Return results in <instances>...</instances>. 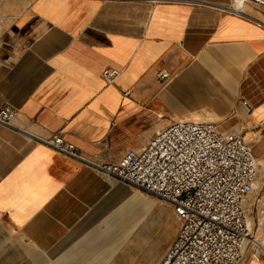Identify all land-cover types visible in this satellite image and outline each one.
Wrapping results in <instances>:
<instances>
[{
    "label": "crops",
    "instance_id": "1",
    "mask_svg": "<svg viewBox=\"0 0 264 264\" xmlns=\"http://www.w3.org/2000/svg\"><path fill=\"white\" fill-rule=\"evenodd\" d=\"M229 1L0 0V106L18 111L15 129L0 127V264L162 258H144L152 238L137 214L108 220L124 234L101 230L107 205L152 202L34 141L52 133L115 163L170 124L214 123L260 167L245 214L264 229V8L236 15ZM244 264H264V253Z\"/></svg>",
    "mask_w": 264,
    "mask_h": 264
},
{
    "label": "built area",
    "instance_id": "2",
    "mask_svg": "<svg viewBox=\"0 0 264 264\" xmlns=\"http://www.w3.org/2000/svg\"><path fill=\"white\" fill-rule=\"evenodd\" d=\"M248 4L264 8V0H230L225 10L242 15ZM118 73L104 70L103 78L110 83ZM167 75L162 71L159 77ZM17 115L14 107L0 106V127L15 129ZM34 141L170 205L179 226L157 264H238L250 236L245 201L258 172L251 149L238 134L221 132L214 123L180 121L115 163L90 159L60 133ZM259 257V252L252 254Z\"/></svg>",
    "mask_w": 264,
    "mask_h": 264
},
{
    "label": "rangeland",
    "instance_id": "3",
    "mask_svg": "<svg viewBox=\"0 0 264 264\" xmlns=\"http://www.w3.org/2000/svg\"><path fill=\"white\" fill-rule=\"evenodd\" d=\"M249 146V145H248ZM250 148V147H249ZM258 164V163H257ZM258 165V170H259ZM145 197L146 200L152 202V205L148 209L144 204L141 202H129L125 201L123 204H118L117 208L112 207V205H107V210H105L106 216V225L102 227L101 230H103V233L107 236H115L119 234H124V232L128 231L127 224L122 226V224H119L117 227H111L108 225V220L112 217H117V220L121 223L125 222L127 223V220L131 219V216L138 215L137 217L142 218V223L147 222L149 225L145 226L147 227V230H144L143 235L151 236L152 243L149 245L147 243L146 245V253L144 258H148L149 256H155V259H159L165 254L167 251V247L173 240V238L176 235V231L179 226V221L176 216H174L172 209L170 205L167 203H163L160 200H157L156 198L152 196L145 195L143 193H140ZM104 212H100V216L102 217ZM126 220V221H125ZM247 220L249 218L246 216V225ZM254 222V223H253ZM260 221H251V225L248 226V229L250 230V236L247 239V243L245 244L244 250L242 252V256L240 259H243L242 264L250 257L252 258V254L255 253V251L259 252V255L262 256V253L255 245L254 241H258V243L262 244L261 241L263 239L264 235V229L260 230L259 226ZM144 228V226H142ZM124 230V232H123ZM95 231V229H94ZM124 238V235H121L122 239ZM257 252V253H258ZM148 256V257H147ZM158 259V260H159ZM239 264V261H238Z\"/></svg>",
    "mask_w": 264,
    "mask_h": 264
},
{
    "label": "bare ground",
    "instance_id": "4",
    "mask_svg": "<svg viewBox=\"0 0 264 264\" xmlns=\"http://www.w3.org/2000/svg\"><path fill=\"white\" fill-rule=\"evenodd\" d=\"M259 164L260 165H263L264 166V162L263 161H261V162H259ZM251 225V219H249V220H247V226H250ZM261 230V229H260ZM249 237H247V239H248ZM247 239L244 241V243H243V250H244V247H245V244L247 243ZM255 243H254V245L261 251V252H263L264 253V246L262 245V244H260V243H258V241H254ZM243 252V251H242ZM258 251H256V253H257Z\"/></svg>",
    "mask_w": 264,
    "mask_h": 264
}]
</instances>
